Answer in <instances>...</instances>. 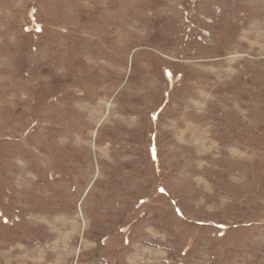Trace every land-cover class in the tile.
<instances>
[{"label":"rangeland","instance_id":"374dc122","mask_svg":"<svg viewBox=\"0 0 264 264\" xmlns=\"http://www.w3.org/2000/svg\"><path fill=\"white\" fill-rule=\"evenodd\" d=\"M0 264H264V0H0Z\"/></svg>","mask_w":264,"mask_h":264}]
</instances>
